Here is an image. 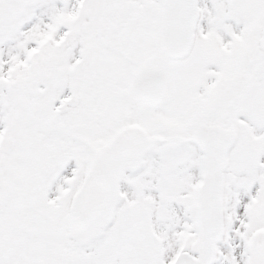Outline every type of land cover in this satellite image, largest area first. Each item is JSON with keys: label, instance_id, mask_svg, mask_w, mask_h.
<instances>
[{"label": "snow or ice", "instance_id": "snow-or-ice-1", "mask_svg": "<svg viewBox=\"0 0 264 264\" xmlns=\"http://www.w3.org/2000/svg\"><path fill=\"white\" fill-rule=\"evenodd\" d=\"M0 264H264V0H0Z\"/></svg>", "mask_w": 264, "mask_h": 264}]
</instances>
